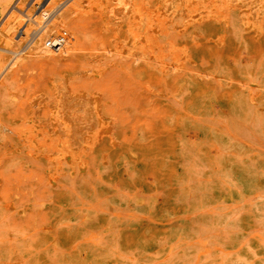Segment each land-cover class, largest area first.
Returning a JSON list of instances; mask_svg holds the SVG:
<instances>
[{"label": "rangeland", "instance_id": "obj_1", "mask_svg": "<svg viewBox=\"0 0 264 264\" xmlns=\"http://www.w3.org/2000/svg\"><path fill=\"white\" fill-rule=\"evenodd\" d=\"M55 8L0 50V264H264V0Z\"/></svg>", "mask_w": 264, "mask_h": 264}, {"label": "bare ground", "instance_id": "obj_2", "mask_svg": "<svg viewBox=\"0 0 264 264\" xmlns=\"http://www.w3.org/2000/svg\"><path fill=\"white\" fill-rule=\"evenodd\" d=\"M13 1L14 0H0V17L5 14ZM43 1L47 0H37V2H31V8L27 10L24 15L22 14V8L26 3L21 5L20 9L15 12L11 24L4 30L5 33L0 35V50L12 52L17 55V50L20 48L19 44L24 41L31 30L35 31V29L32 28V25L37 24V26H41V23L44 20L48 21L52 17L53 13L56 10L55 4L57 0H51L50 4L45 9L42 5ZM42 32L43 34H45V31ZM35 35H37V32H35L34 36ZM42 40L43 39L41 36H35L34 55L37 57H40L41 55L47 53L48 50L49 40L45 41L44 43L42 42ZM73 40L75 42L74 44H72V46L77 44V39L75 37L73 38ZM55 50L58 49L55 48Z\"/></svg>", "mask_w": 264, "mask_h": 264}, {"label": "built area", "instance_id": "obj_3", "mask_svg": "<svg viewBox=\"0 0 264 264\" xmlns=\"http://www.w3.org/2000/svg\"><path fill=\"white\" fill-rule=\"evenodd\" d=\"M66 41L65 33H62V35L57 37V40L55 43H53L51 40H49L48 48L54 50L55 48H61L63 43ZM58 52V51H56Z\"/></svg>", "mask_w": 264, "mask_h": 264}]
</instances>
